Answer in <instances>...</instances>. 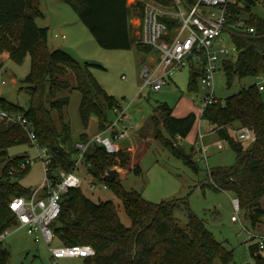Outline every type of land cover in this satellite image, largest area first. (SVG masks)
<instances>
[{"label":"trees","instance_id":"1","mask_svg":"<svg viewBox=\"0 0 264 264\" xmlns=\"http://www.w3.org/2000/svg\"><path fill=\"white\" fill-rule=\"evenodd\" d=\"M71 5L80 22L89 31L95 42L104 50L129 51L135 45L144 52L151 49L137 44L131 34V12L141 15L143 4L137 2L128 7V0H62ZM173 9L179 2L193 7L197 0H148ZM264 0L247 1L243 5L230 7L227 29L240 20L255 29V34L239 36L231 34L229 41L235 49V56L224 60L222 69L228 85L233 78H257L264 75V19L252 14V9ZM39 0H0V53L6 52L14 62L20 63L26 55L30 57V72L25 79L29 86L30 105L27 111L0 98L2 108L10 113H23L34 124L38 143L46 148L51 157L49 172L54 177L58 172L70 173L74 170L79 150L78 144L87 145L90 140L81 135L78 143L71 139V128L64 119V111L69 98H58L63 91L76 90L80 94L79 115L86 129L89 120L95 116L99 132L112 122L110 115L117 102L105 93L91 74L89 64L81 66L64 50L50 51L48 31L36 25L41 14ZM246 16V17H245ZM175 24H172L174 27ZM232 30V29H231ZM201 66H190L188 89H199L198 79ZM72 72L75 85L65 79ZM57 112L59 124L53 120ZM156 112L169 138L156 139L169 149L171 154L198 173L193 160V148L185 152L178 140L186 139L191 133L196 116L189 114L183 118L172 115V110L164 105ZM219 138L229 144L235 152L236 160L231 168L211 171L210 188L224 191L239 201L240 211H255L251 214L255 225L264 215L260 200L264 198V103L257 86H251L236 96L217 101L207 106L201 114ZM0 132V234L17 226V218L9 205L15 198H29L34 191L25 189L19 181L25 175L28 164L26 157L8 160V150L20 145H28L25 133L17 126H2ZM229 128H248L256 137V142L245 144L236 142L229 134ZM129 155L122 151L109 155L97 144H90L84 155V167L96 185L105 186L122 203L124 213L130 220V227L122 225L116 206L112 202H93L81 189H71L61 199V211L52 225L55 239L63 246H90L95 256L84 260L85 264H231L233 253L217 243L204 224L189 210L187 226L183 229L174 216L179 208L176 201L153 204L145 201L136 192H127L118 178L110 180L108 172L114 166L124 168ZM139 170L136 169V174ZM256 264H264L257 245L250 248ZM261 256V258H259ZM10 254L0 250V264H9Z\"/></svg>","mask_w":264,"mask_h":264},{"label":"rangeland","instance_id":"2","mask_svg":"<svg viewBox=\"0 0 264 264\" xmlns=\"http://www.w3.org/2000/svg\"><path fill=\"white\" fill-rule=\"evenodd\" d=\"M146 1L148 0H128L127 4L131 6ZM38 8L41 15L36 18V25L40 29H47L50 51L64 50L81 66L91 62L101 64L100 68L90 66L91 74L107 96L113 98L117 106L126 111L130 118L133 131L129 138L118 142L120 147L118 153L121 151L127 153L129 162L124 168L114 166L112 169L117 172L115 178L120 180L124 190L136 192L145 201L153 204L178 202L179 208L175 210L174 216L181 228L187 226L186 211L189 210L204 224L217 243L233 253L231 264H256L250 254V248L255 242H248V236H264V215H261L254 225L250 213L255 211L241 210L236 214L233 207L234 197L208 186L211 181L209 176L211 171L231 168L235 164L236 155L227 142L222 141L216 132H211L213 127L202 119V102L207 93L201 88L196 92L188 89L190 68L186 67L176 72L168 80V85L160 91L145 89L139 95L143 86L141 70L151 65L150 59H156V53L144 52L135 45L129 51L102 49L80 22L71 5L62 0H39ZM252 14L264 19V9L260 3L252 9ZM141 18L138 12H131L130 20L135 32L133 38L136 41L140 35ZM63 36L65 39H62ZM222 39L228 47H232L227 33L222 35ZM5 55L8 54L4 51L0 53V98L27 111L30 98L29 86L25 83V79L30 72V57L26 55L20 63H17L9 57L6 58ZM65 79L72 86L75 85L72 72H69ZM227 80L225 72L219 66L214 75V93L215 98L222 103L251 86L260 85L261 82L264 85V81L259 80L258 77L245 79L235 77L230 86ZM3 82L5 85H2ZM260 95L264 103V91L260 92ZM58 98H69L64 119L70 125L72 142L78 143L81 135H86L91 141L99 133L98 120L92 116L88 127L86 129L83 127L79 115L81 98L79 92L63 91L58 94ZM164 105L172 110L174 117L183 118L189 114L196 116V123L189 136L182 140V143L180 140L176 143L182 144L185 152H190L193 148L192 157L196 162L198 173L185 165L182 160L174 157L169 149L156 139L158 136L169 138L161 124L164 115L156 112L159 106ZM52 117L54 122L59 124L58 113L53 112ZM110 119H114L112 114ZM3 128L0 126V132ZM200 134L205 135L204 145L209 148L206 159L196 153V150L201 148V145L196 144ZM218 142H223V150L214 147ZM248 146L249 144H245V147ZM38 151L28 144L12 147L7 152L8 160L23 156L30 161L19 183L23 188L34 192L45 182L42 161L36 159ZM197 159L201 160L197 162ZM136 169L139 170L137 174ZM76 175L84 180L79 189L88 198L95 203L112 202L117 208L122 225L126 228L130 227V220L124 213L122 203L111 191L103 189L101 184L92 191L89 186L95 182L83 165L78 166ZM260 208L264 211V198L260 200ZM232 217H235L237 222H233ZM62 246L57 239H54L49 247L43 242L36 243L26 229L11 227L8 236L0 243V250L9 252V264H53L50 249ZM59 264L85 263L81 259H62ZM214 264L221 262L215 261Z\"/></svg>","mask_w":264,"mask_h":264},{"label":"built area","instance_id":"3","mask_svg":"<svg viewBox=\"0 0 264 264\" xmlns=\"http://www.w3.org/2000/svg\"><path fill=\"white\" fill-rule=\"evenodd\" d=\"M247 1L256 0H197L193 7H187L179 2L173 9L160 7L151 1L143 2L137 44L151 49L156 53V59L141 70L143 86L139 95L145 89L160 91L168 85V80L176 72L194 65L202 67L198 86L207 93L202 102L201 114L207 106L215 104L218 100L214 93V75L218 67H222L223 61L231 59L235 54L234 47H228L222 35L227 33L228 36L231 34L250 36L256 32L254 28L246 26L243 20L232 26V30L227 29L228 18L231 16L230 7L243 5ZM172 24L175 26L172 27ZM262 78L264 75L258 76L259 80L264 81ZM262 83L256 85L260 92L264 91ZM113 114L114 119L104 131L99 132L87 145H77L79 155L74 170L70 173L58 172L52 177L49 172L51 157L48 150L39 145L33 122L25 114L7 112L0 105V126L19 127L25 133L29 145L41 151H38L36 159H40L43 164L44 184L33 192L31 197L15 198L9 205L10 211L17 218L16 228L26 229L36 243L43 242L49 247L55 239L52 225L60 215L62 197L71 189L81 188L84 182L77 177L76 172L79 165L84 166V155L88 146L97 144L107 154L113 155L118 153L120 148L118 142L129 138L133 126L126 111L117 106ZM228 131L238 143L256 142L255 135L248 128H229ZM211 132L216 131L212 129ZM204 138L205 135L202 134L197 137L196 144L201 145V148L197 149L196 153L206 159L209 148L204 145ZM214 147L223 150V142L216 143ZM200 160L197 159V162ZM29 163L27 159L22 168ZM96 186L91 183L89 187L95 191ZM103 189L107 188L103 186ZM233 207L238 214L240 208L237 199H233ZM231 220L237 222L235 217ZM8 231L9 229L0 234V243L8 236ZM252 241L264 257V236H248V242ZM50 252L53 264H59L62 259L87 260L95 256V251L90 246H62L50 249Z\"/></svg>","mask_w":264,"mask_h":264},{"label":"water","instance_id":"4","mask_svg":"<svg viewBox=\"0 0 264 264\" xmlns=\"http://www.w3.org/2000/svg\"><path fill=\"white\" fill-rule=\"evenodd\" d=\"M89 65L92 67H98V68L102 67V65L97 62H91ZM116 175H117V172L114 170L113 171L111 170L108 172V177L110 180H114ZM259 258H261V256H259Z\"/></svg>","mask_w":264,"mask_h":264},{"label":"crops","instance_id":"5","mask_svg":"<svg viewBox=\"0 0 264 264\" xmlns=\"http://www.w3.org/2000/svg\"><path fill=\"white\" fill-rule=\"evenodd\" d=\"M129 7V6H128ZM131 19V18H130ZM131 21L132 20H130V25H131V34H132V36H134L135 35V32H134V29H133V27H134V25L131 23ZM49 48V47H48ZM5 57L6 58H8L9 57V55H5ZM151 61L153 60L152 58L150 59ZM130 151H131V149L130 148H128Z\"/></svg>","mask_w":264,"mask_h":264}]
</instances>
